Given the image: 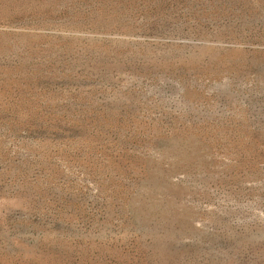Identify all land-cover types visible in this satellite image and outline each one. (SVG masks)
Here are the masks:
<instances>
[{"label": "rangeland", "instance_id": "obj_1", "mask_svg": "<svg viewBox=\"0 0 264 264\" xmlns=\"http://www.w3.org/2000/svg\"><path fill=\"white\" fill-rule=\"evenodd\" d=\"M0 264H264V0H0Z\"/></svg>", "mask_w": 264, "mask_h": 264}]
</instances>
